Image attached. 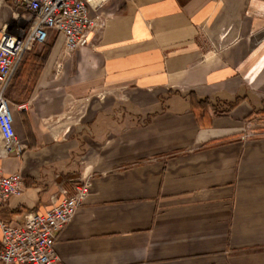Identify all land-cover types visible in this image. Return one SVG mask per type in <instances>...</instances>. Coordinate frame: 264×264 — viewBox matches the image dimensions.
Returning <instances> with one entry per match:
<instances>
[{"label": "crops", "instance_id": "obj_1", "mask_svg": "<svg viewBox=\"0 0 264 264\" xmlns=\"http://www.w3.org/2000/svg\"><path fill=\"white\" fill-rule=\"evenodd\" d=\"M97 13L105 30L74 57L49 32L33 94L12 108L25 150L0 170L24 191L0 220L45 213L83 172L62 264H264V0H106ZM70 112L65 130L43 127Z\"/></svg>", "mask_w": 264, "mask_h": 264}, {"label": "built area", "instance_id": "obj_2", "mask_svg": "<svg viewBox=\"0 0 264 264\" xmlns=\"http://www.w3.org/2000/svg\"><path fill=\"white\" fill-rule=\"evenodd\" d=\"M16 8L26 13L20 18L24 26L10 32L5 26L0 33V158L14 152L20 155L25 146L18 140L8 87L24 55L36 46L45 44L49 32L63 34L64 49L70 53L92 47L91 37L103 33L108 17L97 11L106 0H11ZM264 31V25H263ZM85 161H80L84 166ZM61 185L51 197L52 206L43 214L26 212L20 226L0 220V264H62L54 245L61 231L85 203L92 187L91 175L81 173ZM24 191L20 173L6 175L0 170V207L7 206L11 197Z\"/></svg>", "mask_w": 264, "mask_h": 264}, {"label": "rangeland", "instance_id": "obj_3", "mask_svg": "<svg viewBox=\"0 0 264 264\" xmlns=\"http://www.w3.org/2000/svg\"><path fill=\"white\" fill-rule=\"evenodd\" d=\"M17 16L20 18L26 19L27 15L22 10L21 8H16L11 0H0V33L2 29L7 26L8 31L14 32L16 29L19 27L24 26V23L21 19H18ZM49 41H47L45 44L38 45L36 46L32 51L28 52L33 55V52L36 51L39 53L43 48H48L49 47ZM228 49V46L224 47V51ZM218 50V49H217ZM222 50V48L220 49ZM63 53L64 55H67L69 57H74L76 51L70 53L66 51L63 48ZM60 63L57 65L56 69H59L58 66ZM36 81V75H33L31 73V66L30 67H23L22 64L19 66L18 70L16 71L14 77L12 78V81L8 87L6 96L10 101L11 108L15 109V104L19 106H27L28 101L30 100L33 90H34V85ZM25 111L27 109L25 108ZM69 116H74V112H70ZM74 117H71V119L68 117L62 121L64 125L59 126L58 123H54L53 125L46 124V119L43 118L42 125L46 129H52L56 131H63L65 128L70 126V121L73 122Z\"/></svg>", "mask_w": 264, "mask_h": 264}, {"label": "trees", "instance_id": "obj_4", "mask_svg": "<svg viewBox=\"0 0 264 264\" xmlns=\"http://www.w3.org/2000/svg\"><path fill=\"white\" fill-rule=\"evenodd\" d=\"M49 52H50V47L47 48V49L43 48L40 51L39 55H37V56L36 55L33 56L32 52L31 53H26L24 55L20 65L22 64L23 67H30L31 66V73L33 75H36V77H37L39 75V73L41 72V70L43 69L44 65H45V62H46L47 57L49 55Z\"/></svg>", "mask_w": 264, "mask_h": 264}]
</instances>
